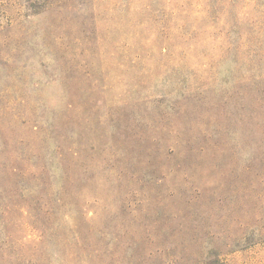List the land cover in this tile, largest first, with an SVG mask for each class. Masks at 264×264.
<instances>
[{
    "label": "rangeland",
    "instance_id": "obj_1",
    "mask_svg": "<svg viewBox=\"0 0 264 264\" xmlns=\"http://www.w3.org/2000/svg\"><path fill=\"white\" fill-rule=\"evenodd\" d=\"M0 264H264V0H0Z\"/></svg>",
    "mask_w": 264,
    "mask_h": 264
}]
</instances>
